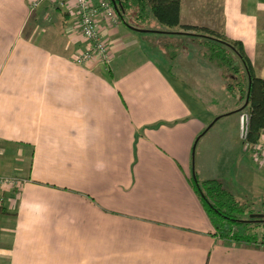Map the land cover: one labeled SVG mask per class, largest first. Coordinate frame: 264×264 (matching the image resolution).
Returning a JSON list of instances; mask_svg holds the SVG:
<instances>
[{"label":"crops","instance_id":"0c3cea01","mask_svg":"<svg viewBox=\"0 0 264 264\" xmlns=\"http://www.w3.org/2000/svg\"><path fill=\"white\" fill-rule=\"evenodd\" d=\"M32 2L0 0V178H27L0 180V264H264V244L217 233L193 186L207 90L194 77L188 102L144 41L187 34L102 16L110 61L81 64L75 1ZM180 21L240 41L264 78V0H181ZM240 165L234 180L254 183Z\"/></svg>","mask_w":264,"mask_h":264},{"label":"trees","instance_id":"16d2710c","mask_svg":"<svg viewBox=\"0 0 264 264\" xmlns=\"http://www.w3.org/2000/svg\"><path fill=\"white\" fill-rule=\"evenodd\" d=\"M114 1L119 6L121 19L135 29L151 28L153 16L164 28L179 27L188 36L203 37L201 51L221 69L225 88L239 89L240 98L245 100L238 109L242 110V114L248 113L245 141L254 143L258 140L264 127V78L256 75L240 41L228 39L207 27L181 24V0ZM198 30L206 34L199 35L196 32ZM178 54L179 51L176 50L172 57ZM193 177V186L221 237L264 244V214L253 215L259 214L260 210H248V202L237 198L218 178L200 182L197 175Z\"/></svg>","mask_w":264,"mask_h":264},{"label":"rangeland","instance_id":"374dc122","mask_svg":"<svg viewBox=\"0 0 264 264\" xmlns=\"http://www.w3.org/2000/svg\"><path fill=\"white\" fill-rule=\"evenodd\" d=\"M192 33L196 32L192 31ZM201 33L205 32L201 31ZM182 37L184 38H176L173 33L169 38H161L158 46L153 40L144 41L149 46L153 45L157 48L161 45L165 56L176 62L174 68L168 72L177 74L174 79L179 80L178 85L188 102L193 100L188 97L186 89L194 77L196 80L200 77V80H195L198 82L197 86L191 84L192 90H197V87L203 93L207 90L203 94V107L197 108L196 111L201 113L199 116L210 120L208 123L210 128L194 148L193 174L197 175L200 182L214 177L220 179L222 185L231 190L237 198L248 202V210H260L259 214H264V169L254 161L250 150L246 151L248 148L242 134L243 116L241 117L242 110L238 109L243 106L245 100L240 98L239 89L225 88L221 69L201 51L202 37L187 35ZM176 50L179 51L178 56L172 57ZM182 62L183 65L179 68ZM203 146L208 153L205 162L201 159L200 153ZM240 163L250 164L261 171L254 183L246 179L242 187L241 183L234 180L237 173L239 174ZM250 182L254 185L251 186Z\"/></svg>","mask_w":264,"mask_h":264},{"label":"built area","instance_id":"2783aa9c","mask_svg":"<svg viewBox=\"0 0 264 264\" xmlns=\"http://www.w3.org/2000/svg\"><path fill=\"white\" fill-rule=\"evenodd\" d=\"M44 0H33L31 7L37 6ZM77 14L80 19V31L87 41V47L75 57V61L81 64L90 62L109 63L110 48L105 41L98 25V19L104 17L110 24L121 21L119 6L114 0H74ZM243 115H247L245 112ZM246 137V134L243 135ZM254 161L264 166V127L259 138L254 143L246 142ZM0 180L10 185L24 184L25 177L3 176Z\"/></svg>","mask_w":264,"mask_h":264},{"label":"water","instance_id":"95a60500","mask_svg":"<svg viewBox=\"0 0 264 264\" xmlns=\"http://www.w3.org/2000/svg\"><path fill=\"white\" fill-rule=\"evenodd\" d=\"M247 127H248V119H247V115H243V126H242L243 134H246V132H247ZM253 215L261 216V215H263V214H253Z\"/></svg>","mask_w":264,"mask_h":264}]
</instances>
